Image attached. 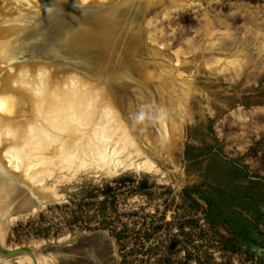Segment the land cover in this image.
Masks as SVG:
<instances>
[{"label":"rangeland","instance_id":"1","mask_svg":"<svg viewBox=\"0 0 264 264\" xmlns=\"http://www.w3.org/2000/svg\"><path fill=\"white\" fill-rule=\"evenodd\" d=\"M181 1L184 8L161 23L173 50L188 39L204 42L207 14L214 31L232 33L222 50L242 45L253 52V69L234 80L186 66L199 90L175 144L159 127L143 135L158 167L116 176L83 171L61 182L56 173L40 203L19 186L20 206L7 213L24 210L9 226L3 217L0 264L25 254L45 255L44 264H264V51L255 38L264 32V0ZM7 2L0 0V19L11 13ZM97 238L107 247L80 260L83 242Z\"/></svg>","mask_w":264,"mask_h":264},{"label":"bare ground","instance_id":"2","mask_svg":"<svg viewBox=\"0 0 264 264\" xmlns=\"http://www.w3.org/2000/svg\"><path fill=\"white\" fill-rule=\"evenodd\" d=\"M7 3L11 13L0 19L1 233L3 217L9 226L24 210L7 213L20 206L19 186L40 203L46 194L41 187L56 173L61 182L83 171L116 176L158 167L143 135L150 138L149 130L159 127L171 148L192 115V95L199 89L196 79L189 85L187 65L195 74L200 70L219 79L228 73L235 80L257 62L238 43L222 50L232 33L214 31L207 14L204 42L188 39L187 48L173 50L161 23L184 8L181 0ZM255 34L264 51V32ZM190 54L200 58L187 59ZM35 184L40 188L34 190ZM83 245L82 261L107 247L98 238ZM44 261L45 255L35 261L25 254L4 264Z\"/></svg>","mask_w":264,"mask_h":264}]
</instances>
